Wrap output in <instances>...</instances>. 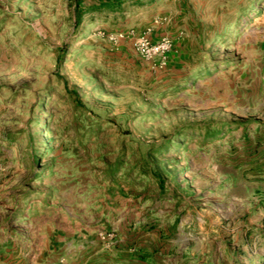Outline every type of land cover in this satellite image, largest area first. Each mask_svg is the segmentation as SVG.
Here are the masks:
<instances>
[{
    "label": "rangeland",
    "instance_id": "rangeland-1",
    "mask_svg": "<svg viewBox=\"0 0 264 264\" xmlns=\"http://www.w3.org/2000/svg\"><path fill=\"white\" fill-rule=\"evenodd\" d=\"M120 2L0 0V264H264V0Z\"/></svg>",
    "mask_w": 264,
    "mask_h": 264
},
{
    "label": "trees",
    "instance_id": "trees-1",
    "mask_svg": "<svg viewBox=\"0 0 264 264\" xmlns=\"http://www.w3.org/2000/svg\"><path fill=\"white\" fill-rule=\"evenodd\" d=\"M101 3V5L105 7H120L121 5L120 0H101Z\"/></svg>",
    "mask_w": 264,
    "mask_h": 264
}]
</instances>
